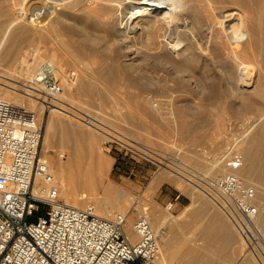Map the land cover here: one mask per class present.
Wrapping results in <instances>:
<instances>
[{
	"label": "bare ground",
	"instance_id": "1",
	"mask_svg": "<svg viewBox=\"0 0 264 264\" xmlns=\"http://www.w3.org/2000/svg\"><path fill=\"white\" fill-rule=\"evenodd\" d=\"M11 1L13 0H0V28L6 27L5 31H1L0 33V59L8 63L10 70L15 71L14 69L17 68L18 71L17 77H14L15 74L10 70V75L7 74L8 76L0 73V97L9 100L15 105L22 106L24 104L29 108H35L37 112H44V107L46 108V106L41 100L33 97V95L36 94L35 91L37 89L34 77L46 63L55 67L57 75L63 77L65 85L72 86V89L68 90V93L66 92L67 94L62 92L52 99L54 106L50 107L48 116L44 120V124H42V157L48 164L49 171L53 174L54 181L52 185L57 186L59 197L65 200L64 204L83 208V200L92 198L96 212L100 216L111 218L110 216L115 210L126 214L128 219L126 233L132 240L136 238L137 234L134 232L132 220L128 212L133 205L137 204L135 206L136 210L141 215H146L150 219L155 232L159 235L160 260L165 259L166 263L174 264V259L178 257L179 261L182 262L181 264H216L214 257L210 260L211 262L206 261V251H200L202 244H199L200 247L198 246L197 248L193 246L192 250L188 249L185 252L182 250L178 252L174 248V250L170 249L174 245L170 236L171 233L164 228L165 221H168L169 217H175L174 215L172 217L169 210L170 207L164 208V210L162 208L163 211L157 209L160 206H156L157 208L153 209V211L146 210V207L144 208L140 204V201L137 199L133 200L134 198L131 197V193L128 190L116 186L110 181L106 182L110 169V159L102 156L103 154H100L97 150L99 136L95 133L96 130L94 132V130L80 129L77 127L78 125L74 124L75 121L72 120L74 123L68 122L69 119L66 121L62 115L70 114L76 118L85 120L87 123L98 128L108 139L110 138L108 137L109 132L104 122L86 113V111L77 107V104L74 105L78 101H75L78 95L91 96L98 89L96 79L88 81L86 77L96 70L93 65L96 63V60L94 61L91 57L101 55L102 53L104 55L102 50L98 51V48L90 46L95 42L98 43V41L103 40L102 36H96L98 35L97 32H101V30L105 31V36L108 38L116 34L117 36L115 35V37H118L120 41V48L124 49L126 55H131V60L136 61L139 57H142L143 60L153 59L155 61H163L165 66L167 64V67L169 66L173 71H177L179 76H181L182 82L187 85H191L192 81L189 80V77L184 79V75L182 74L189 72V69L194 67V63L202 59V55H210L211 57V55L215 56L218 51V53L224 51L223 54L228 58H232L235 64L234 67H237V71H235L237 72L236 78H230L229 76L226 78L230 82V89L234 91L244 90L248 95L255 94L260 98L259 100L264 102V0H21V4L14 7H12ZM29 2L30 4H28ZM197 2H202L209 6V13L206 14V19L204 18L206 22L200 19L199 15H194L196 12L194 6ZM102 25H104V28ZM99 27L103 29L100 28V30ZM144 36L146 38L145 41L142 40ZM67 37L71 41H68ZM204 37L208 40L206 43L204 42L206 39ZM29 43L33 44V54L18 55V52H23V47L27 45L25 47L27 48ZM195 46L198 47L197 52L194 50ZM47 53H50L49 58L44 57V55H48ZM244 55L249 56L251 61L244 60ZM29 56L33 58V61L30 62ZM66 60H69L68 62L71 60L75 65L82 64L80 65V72H78L75 82L71 81L67 69L64 67ZM99 73L101 72L99 71ZM200 74L202 78L199 79V83H209L211 87L213 86L210 98L213 103H218L221 97L217 95L218 93L215 94L214 89L216 88L214 85L217 77L214 78V75L210 76L203 71ZM225 74L227 75V73ZM148 80L135 74L129 77L130 84L138 87L149 85ZM16 82L18 83L16 84ZM19 86H22L24 88L23 91H25H21ZM211 87L209 86V88ZM2 88L6 90H2ZM141 99L148 102L151 101L150 96L142 97ZM246 99L247 102H244H250L248 98ZM173 100L170 98L168 102L172 103ZM69 108L73 110H69ZM82 115L85 117H83L84 119L81 117ZM76 122L78 121L76 120ZM246 122L247 126L245 131L243 130V133L247 134L254 126L264 123V115L255 120L254 118H248ZM257 133V138L263 139L264 131L261 130ZM70 134L76 140L79 139L86 143L80 144V142H77L76 146L70 145L68 142L70 141ZM104 139L106 140V138ZM119 140L125 144L129 142L128 137H124L123 139L120 137ZM250 140H248L249 143L244 148L240 149L239 154L243 157V162L240 167L235 169H232L226 160V157L230 156L233 148L229 146L224 150L223 147L225 145L220 144L207 168V172L202 171V173L206 172L210 178H208L209 180H213L211 183L207 182V184H203L202 180L207 178L205 173L198 172L193 178L184 176L183 172H187L184 170L175 174L178 177L184 178V181L187 183L186 191L190 186L198 194L200 193L199 190L202 191L226 213L224 214L220 211L221 209L212 206V219L215 222L211 220L204 225L205 242L209 240L207 244H210V240L213 242L216 239V246H212L211 248L209 245L208 252L214 251L216 255L223 258L217 264H226V259L231 260L233 256H239L238 258H240L242 249L235 248L234 246L238 243L236 246L240 244L242 247L243 242L241 240L242 238L245 240V237L237 229L241 240L236 235L235 227L240 216L232 200L221 194L215 187V178H219L221 174L224 175L227 172H234L256 193L259 203V214L254 218L253 223L264 230V200L260 201L259 199V197L264 199V190L261 191L254 180L256 160L253 148L255 146H252V142L254 141ZM86 145L88 150L86 149ZM51 147L58 148V150H55L57 157L54 159L48 157L47 154ZM143 148L151 152L150 149ZM234 150L236 151L235 148ZM184 156L187 158L185 159L186 162L192 159V156ZM83 160L96 165V171H90L88 174L83 175L75 173V169L81 172L79 166ZM198 160L197 162L199 163ZM163 173L162 171V174H158L159 176L153 180L151 184L152 189L169 177ZM175 181L177 182V178ZM39 182L43 184V182ZM45 185L49 186L50 184L47 183ZM98 186L103 187V197H100L101 195L98 196ZM190 208L192 209V207ZM199 208H202V206ZM234 216L237 217L236 221ZM190 217L192 218L193 216ZM217 228L223 231L219 230V232L216 230ZM231 246L234 247L231 250L233 255H225L224 253H227V250ZM245 254L248 255L246 252ZM249 254L254 253L251 252ZM256 255L254 254L253 256ZM257 257L259 263L264 264V253L262 251L258 252ZM251 259L252 257L246 260L243 259L242 263L250 264Z\"/></svg>",
	"mask_w": 264,
	"mask_h": 264
},
{
	"label": "rangeland",
	"instance_id": "2",
	"mask_svg": "<svg viewBox=\"0 0 264 264\" xmlns=\"http://www.w3.org/2000/svg\"><path fill=\"white\" fill-rule=\"evenodd\" d=\"M8 3H10V1H8ZM11 4L13 5L12 7H14L15 5L21 4V0H13L11 1ZM28 4H30V2ZM194 7L196 9V12L194 11V15H199L200 19L206 22L205 16L207 13H209V6L203 4L202 2H197ZM204 10L207 11L205 12ZM102 26L104 28V25ZM100 28L103 29L102 27H99V29ZM5 29V26L0 28V33L1 31L4 32ZM103 31L104 30H101L103 34L99 31L100 33L97 32L98 35H96L102 36L103 40L98 41V43L95 42L90 46L98 48V51L102 50L104 55L102 53L101 55H94V57H91L94 59V61L96 60V65L93 64L94 69L96 68V70L94 73H91L90 76L86 77L88 81H93L96 79V86L98 89L92 93L91 96L81 94L78 95L75 99V101H78L77 103L75 102L74 105L77 104V107H80L86 111V113H89L93 117L104 122L106 124L105 127H107L106 129L109 132V136H107L110 138L108 139L106 135H104L98 128L87 123L85 120L76 118L70 114H63L62 116L66 121L69 119L68 122H72V120L75 121V123H72H74L76 126L78 125L77 127L80 129L91 131L94 130V132L96 130L95 133H97L99 136L97 140V150L100 154H103L102 156L110 159V169L108 171V178L106 182L110 181L114 183V185L128 190L131 193V197L134 198L133 200L137 199L140 201V204L144 208L146 207V210L149 211H153V209L157 208L158 206L160 207L157 209L163 211L164 208L168 207L169 203H173V206L169 210L172 214V217L175 216L174 218L177 219L175 220L174 218L169 217L167 219L169 222L165 221L166 224L164 223V228L171 234L172 231L175 233L177 238L176 241H178V250L185 252L188 249L190 250L193 246H196L197 248L198 246L200 247L199 244H202V249H200V251H206V261H210L212 260V257H214L216 264L220 263L223 258H221L219 255H216L214 251L208 252L209 245L211 248L212 246H216V239L213 242L210 240V244H207L209 240L205 242L206 239L204 225L211 220L215 222L212 219L211 207L215 206L218 209L221 208L217 206L215 201H213L200 190V193L198 194V192H194L190 186V188L186 191L187 183L184 181V178L178 177L175 174L176 172H182V170H184L187 171L183 172L184 176L193 178L198 172H207V168L214 158V155L221 143L225 145L223 147L224 150L229 146L233 148L229 156L232 158L235 154H239L240 149L244 148L245 145L249 143L248 140L252 139V141H254L252 142V146H255V149L253 148V150L255 156L254 158L256 160L254 166V180L258 184L257 187L261 191L264 190V137L261 140L257 138V132L261 130L264 131V123H261L262 126H254L249 130L250 132H247V134L243 133L247 126L246 121L248 118H254L255 120L264 115V102L259 100L260 98H258V96L255 94L248 95L244 90L234 91L230 89V82H228L226 78L229 76L230 78L232 77L235 79L237 73L235 71H237V67H234L235 64L232 58H228L225 54H223L224 51H220L222 53H218V51L216 52L217 54H215V56L211 55V57L210 55H202V59L199 60L200 63H198L199 61H197V63L195 62L194 67L189 69V72L191 71L192 73L185 72L182 74L184 75V77L182 76L184 79L189 77V80L192 81L191 85H187L186 83L182 82L179 73L177 71H173V69L169 66L167 67V64L165 66L163 61H155L153 59L143 60L142 57H139L136 61L131 60V55H126L124 49L120 48V41L118 40V37H115L116 34L111 37L109 36L108 38L105 36V31ZM67 39L68 41H71L69 37H67ZM142 40H146L145 36L142 38ZM206 41H208L207 38L204 40V42L206 43ZM26 46L27 45L23 47V52H18V55L33 54V44L29 43L27 47L28 49L25 48ZM197 48V46L194 48L196 52L198 51ZM49 54L44 55V57L46 56L45 58H49ZM194 57H196V55H194ZM243 57L244 60L251 61L249 56L244 55ZM29 58L30 62L33 61L31 56H29ZM68 61L69 60H66L64 67L67 69L71 81L75 82L77 80L78 72H80V65L82 64L79 63L75 65V63L73 64L71 60L70 62ZM9 70L10 68H8V63L0 59V73L10 75ZM14 70L15 71H10L15 74L14 77H17L18 69L15 68ZM99 71L102 74L99 73ZM201 71L209 74L210 76L214 75V78L217 77L215 83L216 86L214 85V87L217 88V92L216 88L214 89L215 94L218 93L217 95L221 97V100L219 101L221 103H213L210 98V92H212L213 86L211 87L209 83H199V79L202 78V75L200 74ZM72 72L74 74H72ZM225 73H227V75ZM133 74L138 77H145L147 80L149 79L148 82L150 86L148 84L146 87L132 86L130 84L129 77L133 76ZM59 78L63 83V77L59 76ZM17 83L18 82H16V84ZM208 85L211 88H209ZM19 87L21 91H23L24 88L22 86ZM70 89H72V86L64 84L62 92L67 94L68 90ZM2 90L6 89L2 88ZM146 96H150L151 104L150 102L141 99L142 97ZM170 98H172V100L174 99L172 103L168 102V99ZM246 98H248L250 102L246 103ZM156 103L158 104L155 105ZM22 106L27 107L24 104ZM72 108H69V110L74 109ZM30 109L36 111V109L33 107H30ZM49 110L50 108L47 109L44 107V112H37L38 121L40 120L39 123L41 125L44 124V120H46ZM81 117L83 118L84 116L82 115ZM76 120L78 122H76ZM254 134L256 137H254ZM119 135L122 139L124 137H128V144L120 141ZM69 137L70 141L68 142L72 146H76L77 142H80V144L86 143L80 141L79 139V141L76 140L72 134H70ZM104 138H106V140ZM143 147L150 149L151 152L146 151ZM56 149L58 150V148L51 147L47 152L48 157L53 159L57 157V152L55 151ZM86 149L88 150L87 145ZM192 152L193 154H191ZM196 153L200 157L195 155ZM184 155L187 157L192 156V159L188 158L192 162L190 160H187L186 162L185 159L187 158ZM229 157L227 156L226 160L229 159ZM195 158L197 159L195 160ZM95 166L96 165L92 164V162L89 163L88 161L83 160L79 166L81 172H78V170L75 169V173H81L83 175L88 174L90 171L95 172ZM162 171L164 172L163 174H167L169 177L161 181V183L152 189L151 184L153 183V180L159 176L158 174L161 175ZM206 172H203L202 174H206ZM222 175L223 174H221V176ZM176 178L177 182L175 181ZM208 178L209 177L207 176V178L202 180L203 184H207V182H213V180H209L210 178ZM217 179L218 178H215V181ZM97 190L98 196L101 195L100 197H103V187L98 186ZM60 199L62 202H65L63 198ZM259 199L260 201L264 200L261 197H259ZM87 203H93L92 198L84 199L82 202V207ZM135 206H137V204L133 205V207L128 212V215L132 220V224L141 215V213L136 210ZM200 206H202V208H199ZM190 207H192V209ZM220 211L223 212L224 210L221 209ZM117 213H120V211L115 210V212L110 217L112 218ZM223 213L226 214L225 212ZM178 216H180V218H178ZM190 216H193V219ZM196 216H198V219L195 218ZM236 218L237 217L234 216L235 221L237 220ZM168 224L170 225L168 226ZM219 228L221 227L219 226ZM219 228L216 230L221 231L222 229ZM236 229L238 232H240L238 226L235 227L236 235H238L239 233H237ZM239 237L240 236L238 235V238ZM137 238L138 237L136 236V238L133 240H136ZM241 241L243 242L242 247L240 244L236 246L238 243H236L234 246L235 248L242 249L240 258H238L239 256H233L231 257V260L226 259V264H243L242 260H246L249 257H252L250 264H258L259 260L257 257V246L249 245L247 241L243 240V238ZM234 247L231 246V248L227 250L228 252L226 251L227 253L224 254H229V256L233 255L231 250H233ZM245 252L248 253V255H246ZM251 252L257 255L253 256L254 254H249ZM163 261L164 259L161 260V262ZM181 263V261L176 262V264Z\"/></svg>",
	"mask_w": 264,
	"mask_h": 264
},
{
	"label": "built area",
	"instance_id": "3",
	"mask_svg": "<svg viewBox=\"0 0 264 264\" xmlns=\"http://www.w3.org/2000/svg\"><path fill=\"white\" fill-rule=\"evenodd\" d=\"M34 82L33 97L47 109L54 106L51 100L64 87L55 67L45 64ZM42 134L37 111L0 97V264H167L146 215L134 221L133 241L126 214L105 218L93 203L78 208L61 201L42 157ZM242 162L240 154L227 159L232 169ZM215 187L236 207L245 241L264 253V230L253 223L256 193L234 172L219 177Z\"/></svg>",
	"mask_w": 264,
	"mask_h": 264
},
{
	"label": "crops",
	"instance_id": "4",
	"mask_svg": "<svg viewBox=\"0 0 264 264\" xmlns=\"http://www.w3.org/2000/svg\"><path fill=\"white\" fill-rule=\"evenodd\" d=\"M175 201V200H174ZM175 203V202H174ZM170 236H171V239H172V241H173V246H171L172 248H170V249H177L178 247H177V242L178 241H176L177 240V238H176V235H175V233L172 231V234H170ZM173 249V250H174ZM178 250V249H177ZM178 251H180V250H178ZM175 261L174 262H177V261H179V259H178V257L177 258H175L174 259ZM164 262L166 263V261H165V259H164ZM168 264V263H167Z\"/></svg>",
	"mask_w": 264,
	"mask_h": 264
}]
</instances>
